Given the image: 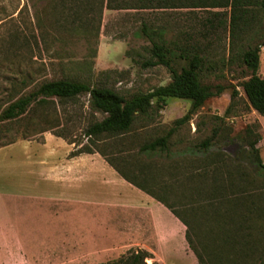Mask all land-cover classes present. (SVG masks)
I'll use <instances>...</instances> for the list:
<instances>
[{"label":"rangeland","instance_id":"obj_1","mask_svg":"<svg viewBox=\"0 0 264 264\" xmlns=\"http://www.w3.org/2000/svg\"><path fill=\"white\" fill-rule=\"evenodd\" d=\"M216 11L109 9L101 0H0V114L11 101L53 79L105 85L126 97L169 83L171 72L165 65L145 64L150 58V43L137 34L144 19L166 26L168 40L200 46L205 57L201 79L223 83L227 88L210 97L190 121L175 129L167 152L150 156L140 152V147L165 135L176 119L187 114L192 105L188 99L169 97L162 110L154 108L151 117H140L124 136L99 142L98 148L106 156L95 152L96 157L108 158L175 205L188 221L192 244L206 264H264L262 219L253 217L242 227L250 231V236L243 238L247 241L239 238L240 244L246 245L225 246L219 235L222 219L216 216L214 207L220 199L203 191V186L208 188L212 183V174L219 177L223 172V153L233 158L246 145L248 131L251 139L255 135L263 139L264 116L252 108L241 83L248 79L242 54L256 45L260 46L258 74L264 78V12L259 9L250 13L248 28L233 37L230 11L223 9V15L215 16ZM210 17L223 18V24L210 31L209 23L207 27L202 24ZM201 28L209 29V33L203 36ZM173 64L180 70L187 61L177 57ZM234 87L238 95L232 98ZM89 98V94H82L75 101L56 100L50 107H31L19 120L0 121V238L4 234L12 239L20 223L27 227L33 207L28 196L19 197L20 185L14 184L13 178L29 176L28 163L35 159H64L67 143H77L71 149L89 143L84 130L93 120L104 117L91 107ZM46 133H60L67 142L58 138L46 143L54 147L57 156L49 155V147L42 144ZM208 138H212L211 144L200 147ZM23 140L35 142L18 143ZM11 142L17 144L10 146ZM260 154L264 162V147ZM243 163L262 183L264 170ZM204 171L205 177L201 175ZM105 190L100 187L101 193ZM187 209L194 215L187 214ZM222 212L223 206L220 216ZM120 239L117 235L116 241ZM5 250L0 247V264H29L9 249L11 262L5 260Z\"/></svg>","mask_w":264,"mask_h":264},{"label":"trees","instance_id":"obj_2","mask_svg":"<svg viewBox=\"0 0 264 264\" xmlns=\"http://www.w3.org/2000/svg\"><path fill=\"white\" fill-rule=\"evenodd\" d=\"M101 4L107 5L109 9H133L142 11H166L188 9L193 12L196 10H219L214 15H223V9L230 11L231 35L239 36L243 29L248 28L251 23L250 13L254 14L259 9L264 12V0H101ZM74 15L76 11L73 12ZM210 24V31L223 24V18H207L202 21L203 25ZM204 28V27H202ZM201 28V30H202ZM208 30L199 31L205 36ZM168 29L155 20H142L137 34L146 38L150 46L147 47L150 58L145 62L148 66L165 65L171 72V81L165 85H160L148 92H138L130 97H126L115 89L105 86L90 84L78 80L60 78L43 82L36 89L11 101L2 110L0 121L12 122L19 120L27 114L31 107H46L56 104V100L61 103L75 101L82 94H89L91 107L104 117L100 120H93L84 130L89 143L80 144L79 149L71 152L72 156L82 153L100 152L106 156L100 148L99 142L109 139L122 137L131 129L135 122L140 118L151 117L152 110H162L169 97L188 99L191 101L190 111L183 117L174 121V126L163 136H159L141 145L140 152L147 155H154L158 152H167L169 149V139L175 129L190 121L191 116L201 108L205 102L213 96L220 95L227 86L223 83L204 82L201 73L205 68V57L201 55L199 45L180 44L177 40H168ZM189 33V32H186ZM178 51V53H177ZM243 62L246 65V75L248 79L241 83V86L253 109L264 115V78L258 74L260 65V46L256 45L246 49L243 54ZM182 58L187 61V65L180 70L174 67L175 58ZM238 95L234 87L232 98ZM251 131H248L246 145L234 155L233 158L223 153V172L212 174V183L208 188L203 186V191L207 192L214 199H220L218 207H215L216 216L222 221V232L219 233L223 240V245L234 248L246 245L240 244L247 241L246 234L250 236V231L246 232L242 227L254 219H262L264 222V171L262 183L256 181L255 175L245 168L243 161H247L256 166L257 170H264L260 149L257 146L262 139V135H255L251 139ZM63 137L60 133H55ZM212 138L205 139L199 144L200 147H208ZM15 142V141H13ZM11 142V143H13ZM70 144H77L72 141ZM248 146V147H247ZM249 148V149H245ZM106 160L128 181L153 195L161 202L165 203L187 226V240L198 257L200 264H206L189 235V223L182 217L180 210L175 205L169 203L163 195H158L149 189L145 184L138 182L137 177L128 175L123 169L116 166L108 158ZM218 167V166H216ZM258 170V171H259ZM257 173V172H256ZM258 174V173H257ZM200 175V174H199ZM204 177L206 171L203 172ZM261 183V184H260ZM202 192V191H201ZM205 192V193H206ZM255 195V197H254ZM213 203H209L211 205ZM215 204V203H214ZM223 206V215L220 216L219 210ZM193 209V208H192ZM187 214L194 215L191 209L186 210ZM223 217V218H222ZM253 219V220H254ZM218 234V233H217ZM223 235V237L221 236ZM242 253V252H241ZM152 255L148 251L141 249H130L128 252L116 260L98 264H150L147 259ZM157 264V263H152Z\"/></svg>","mask_w":264,"mask_h":264},{"label":"crops","instance_id":"obj_3","mask_svg":"<svg viewBox=\"0 0 264 264\" xmlns=\"http://www.w3.org/2000/svg\"><path fill=\"white\" fill-rule=\"evenodd\" d=\"M58 138L65 141L46 133L42 144ZM23 142L35 141L18 143ZM67 144L64 159H35L28 163L29 176L13 178L20 185L19 197L28 196L33 207L27 227L20 223L12 239L1 236L5 260L11 259L10 250L29 264H98L141 249L151 253L150 264H200L187 240V226L165 203L95 152L72 156V144ZM257 146L262 151L264 136ZM47 147L49 155L57 156L52 145ZM101 186L106 188L102 193Z\"/></svg>","mask_w":264,"mask_h":264}]
</instances>
